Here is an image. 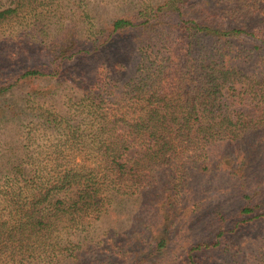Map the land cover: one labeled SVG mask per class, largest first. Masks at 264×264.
I'll use <instances>...</instances> for the list:
<instances>
[{"label":"trees","instance_id":"1","mask_svg":"<svg viewBox=\"0 0 264 264\" xmlns=\"http://www.w3.org/2000/svg\"><path fill=\"white\" fill-rule=\"evenodd\" d=\"M178 1L140 2L120 16L89 26L84 19L90 5L85 0H0V41L16 43L12 51L19 49L16 67L0 69V102L17 85L49 76L64 79L67 70L62 63L79 53V43L67 41L74 29L89 38L90 45L84 48L90 50L85 54L102 56L113 51L114 37H133L136 32L142 39L150 33L149 39L136 41L142 48L137 67L121 86L128 90L121 94L128 96L127 103L120 99L108 108L72 110L71 114L84 113L76 123L51 114L22 116L36 120L57 137L48 144L46 154H23L16 160L8 156L1 165L0 264H78L79 252H68L64 240L55 242L53 233L61 223L80 225L96 219L114 197L133 194L153 167L179 172L185 151L191 153L188 158L199 160L208 144L232 141L250 128L264 129V30L213 25L199 19L204 14L200 10L197 18L186 19ZM194 2L207 5L204 0ZM69 6L73 18L79 12L81 16L75 20L78 26L65 30L57 22L66 17L62 10ZM164 20L173 24L165 27ZM158 23L159 32L155 30ZM51 24L57 29L55 35L49 33ZM29 40L35 48L24 47L23 41ZM176 40L178 50L173 51ZM149 41L159 49L148 45ZM37 43L44 44L49 58L26 63L23 57H34ZM8 51L10 47L1 49L0 58ZM96 58L102 59L91 56ZM26 95L37 97L33 91ZM86 99L83 94L78 105ZM15 109L13 104L2 108L0 119L14 115ZM203 164L199 168L204 171L208 163ZM239 212L250 214L251 208L244 205ZM215 245L191 247L184 261L195 264L191 250L199 253ZM162 247L158 241L154 249Z\"/></svg>","mask_w":264,"mask_h":264},{"label":"rangeland","instance_id":"2","mask_svg":"<svg viewBox=\"0 0 264 264\" xmlns=\"http://www.w3.org/2000/svg\"><path fill=\"white\" fill-rule=\"evenodd\" d=\"M85 1L90 8L84 20L90 26L96 21L120 16L129 6L140 2L157 4L160 0ZM200 3L178 1L186 19L197 18L200 10L204 14L199 19L213 25H245L249 29L264 30V0H204L207 5ZM72 10L75 13V7ZM62 13L66 17L57 22L59 27L68 30L72 24L79 25L75 20L80 18V12L73 18L69 6ZM161 24L169 27L173 23L164 20ZM155 27L157 32L161 30L160 23ZM49 33L57 34L53 24ZM86 35L78 29L68 33L67 41L79 43V53L62 63L67 70L64 79L51 76L35 79L5 93L0 110L12 104L16 109L11 111L14 115H3L0 119V170L6 157L16 160L23 154L36 157L42 152L44 155L48 144L55 142L56 133L22 116L28 114L29 119L34 114H51L76 123L84 113L75 115L71 114L72 110L93 111V106L97 105L108 108L120 99L127 103L128 96L121 94L128 90L121 86L133 77L134 67H137L142 48L136 41L149 39L150 33L142 39L136 32L133 37L129 34L114 37L113 51L106 56L83 52L90 50V47L84 48L90 45ZM100 41L102 38L96 42ZM152 41L147 44L159 49ZM4 42L0 41V50L9 47L11 50L0 58V69L6 71L11 69L9 66L16 67L13 63L19 49L12 51V47L17 48L16 43ZM23 42L24 47L35 48L34 42ZM43 47L44 44L37 43L36 53L32 50L34 57L26 55L24 61H46L49 55L44 53ZM171 48L178 50L177 40ZM96 54L102 59H91ZM30 91L36 92L37 97L29 99L26 93ZM83 94L87 99L78 105ZM91 95L96 100H89ZM189 155L188 151L180 155L184 168L179 172L167 166L151 168L145 182L139 184L133 194L114 197L96 219H86L87 222L80 225L61 223L53 233L55 242L59 244L64 240L68 252H79L78 264H187L184 260L190 248L202 244L216 245L199 253L191 250L195 264H264V129L250 128L232 141L208 144L202 159L188 158ZM203 163H208L204 171L199 168ZM244 205L251 208L250 214L240 215ZM240 218L251 219L239 223ZM158 241L164 245L159 251L154 249Z\"/></svg>","mask_w":264,"mask_h":264}]
</instances>
